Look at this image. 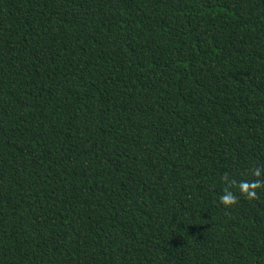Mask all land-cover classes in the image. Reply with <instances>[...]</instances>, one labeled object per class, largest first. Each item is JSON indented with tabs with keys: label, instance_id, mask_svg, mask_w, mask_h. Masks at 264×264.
Segmentation results:
<instances>
[{
	"label": "trees",
	"instance_id": "trees-1",
	"mask_svg": "<svg viewBox=\"0 0 264 264\" xmlns=\"http://www.w3.org/2000/svg\"><path fill=\"white\" fill-rule=\"evenodd\" d=\"M0 264H264V0H0Z\"/></svg>",
	"mask_w": 264,
	"mask_h": 264
}]
</instances>
